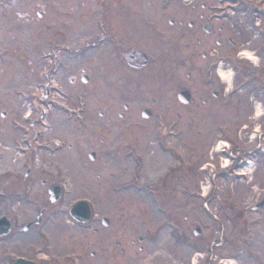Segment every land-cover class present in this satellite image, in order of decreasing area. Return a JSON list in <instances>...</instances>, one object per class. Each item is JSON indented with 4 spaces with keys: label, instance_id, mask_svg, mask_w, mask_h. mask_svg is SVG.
Instances as JSON below:
<instances>
[{
    "label": "flooded vegetation",
    "instance_id": "obj_1",
    "mask_svg": "<svg viewBox=\"0 0 264 264\" xmlns=\"http://www.w3.org/2000/svg\"><path fill=\"white\" fill-rule=\"evenodd\" d=\"M76 1L77 8L87 9L88 16L82 18L94 30L85 36L90 39L88 48L84 49L91 54L89 84L96 85L101 81L115 88L114 95H118L115 104L122 108L116 114L120 120H126L130 115L148 121L161 115L167 123H161V130L155 127L151 131L144 123L137 122L134 126L130 122L127 125L117 123L112 110L100 111L99 117L89 113L92 143L79 145L68 143L64 138L44 136L45 131L38 122L39 117L49 118L44 112L35 119L22 114L23 111L14 114L10 118L9 134L22 131L27 135V142L22 146L15 145L20 134L9 146L0 142V264H239L243 258L249 261L247 264H264V205L256 208L264 195L261 194L251 208L225 212L223 204L219 203L223 193L193 191L192 139H185V131L183 136L177 135L178 130L174 127L176 117L180 118L183 113L176 109L170 111V108L167 109L169 116L159 112L160 106L165 110L166 105L186 92V106L203 107L211 103L219 110L224 108L223 103L232 102L233 95L249 92L248 101L254 109L251 118H255L259 107L264 110V0ZM230 7L235 9L233 17H230ZM168 8L171 15H162V9ZM48 13V8L44 7L42 16ZM16 15L29 17L27 13ZM82 18L75 17L78 22ZM232 22L238 27L247 23L252 30L250 37L245 33L244 36L257 39V48L253 51L258 53L257 63L243 61L238 49L251 41L245 37L242 40L246 42L238 40L236 30L227 29V23ZM86 30L78 31L74 37L82 36ZM213 44L221 47L215 54L218 60L224 57L228 66L234 69L237 86L232 94H226L228 88L219 80L217 89L210 87L214 83L209 79L207 67L199 69L205 76L200 85L196 83L189 87L182 80L185 77L191 80L196 70L193 58L197 52L193 48L205 46L208 52L203 56L208 58ZM184 52H187V58L177 64V57L184 56ZM182 69L191 70L184 72ZM139 80L142 84H138ZM44 89L45 96L40 104L48 102V84ZM100 99L104 101L105 97ZM233 109L236 115L237 106ZM0 115L7 117L6 113ZM86 118L84 113L83 120ZM98 119H104L110 126L120 125L119 135H128L129 141L110 146L103 136L97 138L102 130L96 127ZM144 132L152 133L153 140L149 141L151 146L147 150L141 149L139 144L134 145L130 139L131 136L138 138L137 134ZM220 132L229 141L226 143L229 150L220 154L222 160L232 158L238 166H241V160H245L244 165L249 159L264 164V130L255 135L257 140L252 148L247 146L252 142L251 130L244 131L247 141L234 140L233 135L228 134L229 129ZM54 140L62 142L54 145ZM42 142L47 143L43 145ZM48 150L53 151L52 155H44ZM84 158H89L87 164L91 171L100 170L95 176L108 183L117 178L110 172L107 174L105 166L111 168L114 163H135L132 174L137 173L138 182L148 180L145 176L147 162L154 170L159 168L155 164L167 159L180 164L164 174L162 170L148 180L149 186L144 185L149 192L143 196L153 202L151 239L149 228L145 229L150 220L143 218V214V225H136L140 216L125 212L127 208L122 205V198L126 193L122 185L126 182L111 183L110 191L81 194L80 182L74 184V179L80 177ZM205 168H200L201 177L196 175V186L206 179ZM232 173L229 170L219 180L226 182ZM259 176L264 177V168L260 169ZM112 198L116 200L115 207ZM80 200L93 202L91 214L85 221L77 218L73 211V206ZM222 249L226 250L223 254ZM198 250H206V253L194 263L195 256L200 255Z\"/></svg>",
    "mask_w": 264,
    "mask_h": 264
},
{
    "label": "rangeland",
    "instance_id": "obj_2",
    "mask_svg": "<svg viewBox=\"0 0 264 264\" xmlns=\"http://www.w3.org/2000/svg\"><path fill=\"white\" fill-rule=\"evenodd\" d=\"M43 5L48 6L49 14L42 19L37 16V11L41 10ZM75 6L76 0H16L15 2L0 0V112L2 110L7 112L6 118H1L0 116V142L3 145L9 146L12 144V141L18 134H9L11 130L10 118L16 113L23 111V114L27 111V106H23L17 92L22 90L26 91L29 88L35 90L36 88H39L38 84H45L49 81L50 84H52L51 89H53L54 84L55 88L59 91H55L54 89L52 90L55 97L51 98V100L54 101V103L48 106L50 110L49 118L46 120V123H49V128H44V136H53L57 139L64 138L68 143L71 142L73 144L90 145L92 143L90 142L92 118L89 113H96V116L99 117L98 114L100 111L107 112L109 110H112L115 113V120L121 125H127V123L130 122L132 123V126H134V123L139 122L144 123L145 127L149 125V130L152 131L158 124L155 117L152 120L141 121L137 118V116L130 117L129 115L126 120H120L116 114L121 107L115 104L118 95H114L115 88L110 87L106 83L105 89V84L101 81H99L96 85H82L78 82L73 84L71 82V79L73 77H78L84 68L87 70L91 69L89 64L90 53L85 52L82 55H76L77 52L57 51V60L54 61V59L51 58L52 45L58 46L65 44L66 46L74 48L72 43H76V41L80 38L94 32V30L92 31V25L87 22V20H81L78 22V20L75 19L80 12L82 13L81 16L87 17V9H81L78 11L76 9L77 6ZM169 9L170 8L166 10L162 9V15H171V11ZM16 12L30 13L28 20L17 18L15 16ZM81 25L87 27L85 28L87 29L86 32H84V34L80 37H74L73 32H71L72 28L74 32H78L82 29V27H79ZM227 25L228 30H236L238 33V40L242 42H246L242 40L245 37L244 33L249 37L252 34V30L249 29L247 23L241 24V27H238L237 25L235 26L234 22L227 23ZM62 26L64 31V34L62 33L63 35L59 34L58 31V29ZM226 32L227 30L225 33ZM57 38L61 43L55 44ZM247 39H249L251 43L240 47L238 51H243L248 55L256 57L258 53L255 54L253 51L257 48L255 46V41H257V39L253 36ZM50 43H52V45ZM193 44H195V39L193 40ZM214 45L216 46V44H213V46ZM193 51L197 52L193 58L196 70L192 73L193 77L191 80H188L186 77L182 79L189 87H193L196 83L197 85H200L199 83H203L205 76L199 72V69L202 68L204 70L210 59L204 58L203 56L205 52H208V49L205 46H198L196 49L193 48ZM186 53L187 52L183 53L184 56L177 57V64H179L181 60L187 58L185 57ZM254 60L257 63L256 58L253 59V61ZM243 61L247 64H251V62L247 60ZM182 70L185 72L186 70L188 71L191 69ZM214 79L218 82L217 78ZM98 80H101L100 77ZM136 82L137 80L135 83ZM138 84H142V80H139ZM210 87L217 89L218 83ZM81 93L84 95H82L83 97L79 100L78 97L81 96ZM102 97H105L104 101L100 99ZM248 100L249 92H246L242 96L233 97L230 104L223 103L222 106L224 108L221 107L220 110L216 108V105L213 107L215 109H213L210 104L203 107L199 105L197 106L196 104L182 107L178 101H174L170 104L172 110L177 109L183 113L180 118L176 117L178 121L177 129L185 131L186 140L189 141L190 138L192 139V161L195 166L192 173L193 181L191 189H194L195 187V189L201 190V187L203 192H215V189L212 188L213 185L211 182H207L206 179H204L202 184L196 186V175H199L200 177L202 176L200 173L201 167H206V170H209V175L212 172H215L213 175H216V171L221 174V166H226L229 163L228 161H223L217 151L218 142L216 143V134H218L217 126L219 124L226 125L229 128V133L233 135L232 138L234 140L236 139L237 141L240 140V138L244 141L249 140L245 136L246 133L241 131V128H243L244 125H251L252 128H254L257 124H253L254 121L251 117L252 113H254V109H252V105ZM81 101H84L86 104L84 112H87V118L85 121L78 123V121H72L73 118L67 119V111L65 113L66 115H63L62 112L58 110L57 103H65L68 108H76V106L80 107ZM138 106L140 107L142 105ZM233 106H237L236 115H234L235 109H233ZM227 108H229V112L225 111ZM159 109L161 112L163 111L162 106H160ZM167 109L164 111L167 113V116H169L170 112ZM209 113H216L218 115H216V117L207 118L206 115L210 116ZM136 119H139V121H136ZM259 122H262L263 124L264 120L262 118L261 121L256 120V123ZM96 127L102 129L98 132L97 138L99 136H103L106 139V143L110 146H117V144L124 145L126 144V141H129L127 139L129 138L127 137L128 135L124 137L119 135L118 130L121 129L120 125L110 126L108 123L105 124L104 119H100ZM136 128H139V126H136ZM58 130H61V132H58ZM56 133H60L62 136ZM137 135L139 136L138 138L136 136H131L130 139H132L134 145L139 144L141 149L143 147L147 150L149 146H151L149 141L153 140L151 136L152 133L147 134L144 132ZM182 143L184 142H181V144ZM177 144H179V142ZM254 145L255 143H249L247 146L252 148ZM240 152L241 154H244L243 151ZM83 153L85 154L86 151H83ZM12 154H15V152L12 151ZM44 155L50 156L49 153H44ZM82 162L85 164L80 167V177L79 179H74V184L78 181L80 182V191L83 195L93 192L102 193L103 191H110L109 187L111 183L114 184L121 181L128 182L133 179L134 174H132V171H134L135 168V163L133 162L128 161V163L124 164L114 163L111 168L105 166L107 174L110 172L117 178L110 180V183L105 182L104 180H99L98 177L95 176V174H97V172L99 173L100 170H90V166L87 164L90 162L89 158H84ZM169 163L176 164V162L167 159L161 164H155L159 165V168L155 169L157 172H151L155 170L151 167L149 162H147L145 176L151 181L152 178L160 174L162 170H165V168L169 166ZM259 163L260 162L258 160H255L253 161V165L248 167L246 170L247 179H241L232 174L230 179L226 182L218 181L219 190L217 192L224 194L223 199L219 201V203L223 204L225 212H231V209L243 210L245 208H249L256 202L261 194L262 196L264 195V177L262 178V176H259V171L264 168V164L261 165V163ZM124 193L126 194H124L122 198V205L127 208L125 212L129 215L134 213L135 215L140 216V221L139 223H135L136 225H143V222H141V216L143 214L145 215V217L142 216L143 218L152 220L151 210L153 209V206L151 201L147 200L144 196L134 190ZM112 201L115 207L116 200L112 198ZM174 203H177V201L175 200ZM117 208H119V205ZM223 251L226 250L222 249V254ZM196 259L197 257L194 258V263ZM247 263H249V261L243 258L239 264Z\"/></svg>",
    "mask_w": 264,
    "mask_h": 264
},
{
    "label": "bare ground",
    "instance_id": "obj_3",
    "mask_svg": "<svg viewBox=\"0 0 264 264\" xmlns=\"http://www.w3.org/2000/svg\"><path fill=\"white\" fill-rule=\"evenodd\" d=\"M247 55H248V54H247ZM247 58L250 59V60H253L254 57H252L251 55H248ZM220 75H221L222 79H224V80H226V81L229 80V76H228L225 72L222 71V72L220 73Z\"/></svg>",
    "mask_w": 264,
    "mask_h": 264
}]
</instances>
